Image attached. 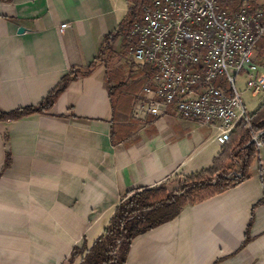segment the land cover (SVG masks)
I'll return each mask as SVG.
<instances>
[{"label": "crops", "instance_id": "1", "mask_svg": "<svg viewBox=\"0 0 264 264\" xmlns=\"http://www.w3.org/2000/svg\"><path fill=\"white\" fill-rule=\"evenodd\" d=\"M126 4L0 1V111L37 105L71 67L89 65ZM104 65L70 81L43 113L0 120V264H69L74 246L101 234L124 191L169 185L223 150L218 122L172 109L137 119L125 107L117 118ZM252 160L244 180L135 235L124 264H264V146Z\"/></svg>", "mask_w": 264, "mask_h": 264}, {"label": "built area", "instance_id": "2", "mask_svg": "<svg viewBox=\"0 0 264 264\" xmlns=\"http://www.w3.org/2000/svg\"><path fill=\"white\" fill-rule=\"evenodd\" d=\"M263 33L262 2L140 0L126 42L133 58L151 70L131 101V116L156 117L172 109L181 118L218 122L215 141L225 145L238 122L249 124L237 75L247 74L253 93L264 90V65L254 56ZM263 132L251 138L259 147Z\"/></svg>", "mask_w": 264, "mask_h": 264}, {"label": "trees", "instance_id": "3", "mask_svg": "<svg viewBox=\"0 0 264 264\" xmlns=\"http://www.w3.org/2000/svg\"><path fill=\"white\" fill-rule=\"evenodd\" d=\"M8 2L11 0H0ZM128 4L123 19L118 23L114 31L106 34L103 45L94 60L87 66L71 67L65 73L57 86L37 104L15 108L9 111H0V120H16L32 114H40L50 109L59 95L66 89L70 81L80 77L89 76L97 66L104 65V80L113 115L120 116L121 109H131V101L140 91L141 86L147 79L151 68L140 64L136 69H129L124 76L119 69L109 68L107 56L114 50L112 45L116 40L124 41L127 46L126 32L131 22L140 12V0H125ZM252 3L264 1L250 0ZM260 40V49L264 51V33ZM258 40V39H257ZM125 102V103H124ZM249 124L244 119L238 122L232 130L229 141L223 145V150L215 156L213 163L200 171L191 172L183 176L179 192L171 189L167 184L160 183L155 186L143 188H129L122 194V199L116 205L115 211L104 226L101 234L88 246H74L67 259L72 264L79 258L77 264H124L129 253L132 239L135 235L147 229L158 226L173 219L187 203L202 201V199L224 191L244 180L250 174L249 167L258 153L259 146L251 140L254 134L264 129V99L257 108L248 113ZM113 138V137H112ZM264 146V132L259 136ZM233 160L237 165L239 176L227 178L223 173L217 174L215 180L208 177L217 168L223 165V161ZM11 164L9 152L6 153L3 170ZM264 203V193L257 203ZM252 218L249 221L251 223Z\"/></svg>", "mask_w": 264, "mask_h": 264}, {"label": "rangeland", "instance_id": "4", "mask_svg": "<svg viewBox=\"0 0 264 264\" xmlns=\"http://www.w3.org/2000/svg\"><path fill=\"white\" fill-rule=\"evenodd\" d=\"M131 1H132L131 3L135 4L134 3L135 0H131ZM261 39H263V36H260L256 41V46L254 48V56L261 64L264 65V51L260 49V43H259ZM114 44L116 48L110 53L109 56H107L108 63H110V66L112 65L111 67L112 69L118 68L119 72L125 76L129 69L131 68L136 69L140 64H142L141 62H138L133 58L132 53L129 50V47L125 45L124 41L120 40ZM246 79H247L246 73L239 74L236 77L235 84L236 87H238V90L240 91V97L242 102H244L245 104L246 112L251 113L257 108V106L264 99V90L258 91L257 93H253L248 87H246ZM225 85L227 86L226 83ZM231 171H238V169H237V165H234V161L230 159L227 161H223V165L217 168L213 174L211 173L210 175H208V177L215 180L217 178V174L223 173L225 177L233 178L234 175H232ZM183 181H185V179L183 178V176H180L179 178L173 179L171 181L172 183H169L168 187L171 189L173 188L179 192H183L181 191L180 188Z\"/></svg>", "mask_w": 264, "mask_h": 264}, {"label": "bare ground", "instance_id": "5", "mask_svg": "<svg viewBox=\"0 0 264 264\" xmlns=\"http://www.w3.org/2000/svg\"><path fill=\"white\" fill-rule=\"evenodd\" d=\"M67 25H68L67 23H63V24H61V25H60V29L65 28Z\"/></svg>", "mask_w": 264, "mask_h": 264}, {"label": "water", "instance_id": "6", "mask_svg": "<svg viewBox=\"0 0 264 264\" xmlns=\"http://www.w3.org/2000/svg\"><path fill=\"white\" fill-rule=\"evenodd\" d=\"M22 31H23V28H20V29H19V32H22Z\"/></svg>", "mask_w": 264, "mask_h": 264}]
</instances>
